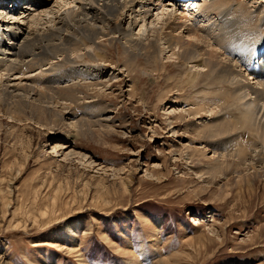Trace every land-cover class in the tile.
<instances>
[{"label": "rangeland", "instance_id": "1", "mask_svg": "<svg viewBox=\"0 0 264 264\" xmlns=\"http://www.w3.org/2000/svg\"><path fill=\"white\" fill-rule=\"evenodd\" d=\"M243 1L250 0L231 6L254 30V9L264 0ZM103 53L121 82L104 80V112L84 106L95 98L72 112L109 118L111 128L66 136L60 124L50 129L44 114L37 123L0 112V264H264V173L248 169L250 177L239 180L235 163L224 176L192 171L199 163L186 153L178 158L184 147L199 146L191 122L178 119L191 105L188 91L175 90L176 65L168 63L166 78L138 69L128 76L119 44L105 43ZM24 112L19 118L31 117ZM256 139L243 132L233 150L243 145L250 158ZM58 140L69 142L67 149L53 151ZM67 150L77 155L64 158Z\"/></svg>", "mask_w": 264, "mask_h": 264}, {"label": "bare ground", "instance_id": "2", "mask_svg": "<svg viewBox=\"0 0 264 264\" xmlns=\"http://www.w3.org/2000/svg\"><path fill=\"white\" fill-rule=\"evenodd\" d=\"M8 1L0 2V9H5L0 12V112L4 115L38 123L44 114L50 129L60 124L67 129L65 135L73 137L94 127L111 128L109 118L79 119L72 108L85 98H95L84 106L105 111L107 107L98 105L107 87L104 80L118 78L115 82L120 83L122 79L119 73L109 74L103 47L119 44L123 62L129 63L128 76L138 69L164 77L168 63L176 65L180 84L175 90L188 91L184 100L190 99L191 105L180 109L178 119L191 122L199 146H183L178 158L186 153L190 163L202 165L191 166L192 171L224 176L235 163L239 168L232 171L239 180L250 177L248 169L255 175L264 173L262 5L254 9L260 15L255 29L248 30L247 20L237 16L239 7L231 6L233 0ZM225 2L232 8L223 9ZM139 60L153 68L136 66ZM83 79L90 81L83 84ZM169 98L175 100L173 95ZM24 111L31 117L19 118ZM243 132L257 136L248 149L254 153L250 158L243 145L233 150L234 143H242ZM68 143L58 140L51 149H67ZM63 153L64 158L77 155Z\"/></svg>", "mask_w": 264, "mask_h": 264}]
</instances>
